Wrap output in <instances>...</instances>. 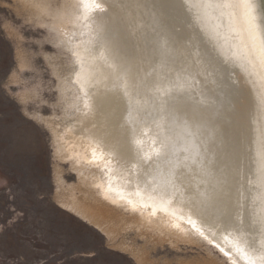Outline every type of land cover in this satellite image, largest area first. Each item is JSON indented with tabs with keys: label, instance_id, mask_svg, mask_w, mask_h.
<instances>
[{
	"label": "bare ground",
	"instance_id": "bare-ground-1",
	"mask_svg": "<svg viewBox=\"0 0 264 264\" xmlns=\"http://www.w3.org/2000/svg\"><path fill=\"white\" fill-rule=\"evenodd\" d=\"M167 3L159 18L153 6L150 17L139 9L145 28L134 13L137 0L90 6L84 29L91 45L81 31L66 47L78 65L85 60L70 78L93 114L65 131L92 147L87 154L106 172L98 181L102 196L146 220H167L186 237L203 236L232 264H264V46L246 23L244 0ZM181 90L193 98L186 106L187 96L174 103ZM233 176L240 193L226 205L214 188ZM74 206L102 224V210Z\"/></svg>",
	"mask_w": 264,
	"mask_h": 264
},
{
	"label": "rangeland",
	"instance_id": "rangeland-1",
	"mask_svg": "<svg viewBox=\"0 0 264 264\" xmlns=\"http://www.w3.org/2000/svg\"><path fill=\"white\" fill-rule=\"evenodd\" d=\"M146 4L135 6L141 27L153 15ZM83 13L82 0H0V264H232L214 244L102 196L106 172L87 154L91 146L73 137L69 153L65 127L93 114L70 78L85 60L78 65L66 47L81 31L91 45L84 25L92 18ZM74 204L102 210V224Z\"/></svg>",
	"mask_w": 264,
	"mask_h": 264
},
{
	"label": "snow or ice",
	"instance_id": "snow-or-ice-1",
	"mask_svg": "<svg viewBox=\"0 0 264 264\" xmlns=\"http://www.w3.org/2000/svg\"><path fill=\"white\" fill-rule=\"evenodd\" d=\"M103 0H82V6L85 9V19L88 18V12L90 11V6L95 4L97 7L102 6ZM153 8L155 10H158L159 16L166 13V10L169 8V4L167 3V0H153ZM246 11H245V18L246 23L249 25L250 30H261L264 32V28L261 27V25H264V14H261L259 17L256 13V0H244V3L242 5ZM178 35V41L182 42L185 38ZM198 63V61H197ZM186 64V61H185ZM209 69L213 68V61L211 58L207 61ZM188 90H181L180 97L174 101V103H179L180 99H183L184 96H187V99L184 101L185 106L187 103H189L192 99L191 96L187 95ZM169 94H171V89H168ZM164 103H167V101H164ZM87 107V104H86ZM160 143L162 145V152L168 147L167 143L164 140H160ZM207 151V149H205ZM96 159H103V156H95ZM208 175H211V173H207ZM219 183V189L214 188V191H217L218 196L224 199V202L226 205L228 203H231V193L235 191L236 193H240V187H239V180L233 176L231 179L224 177L223 179L218 181ZM238 203V202H237Z\"/></svg>",
	"mask_w": 264,
	"mask_h": 264
},
{
	"label": "water",
	"instance_id": "water-1",
	"mask_svg": "<svg viewBox=\"0 0 264 264\" xmlns=\"http://www.w3.org/2000/svg\"><path fill=\"white\" fill-rule=\"evenodd\" d=\"M256 13H257V16L259 17L261 14H264V0H256ZM262 28H264V25H261ZM147 31L148 30V27L146 28ZM257 32V38H258V41H256V44H259L260 46L263 45L264 46V32H262L261 30L257 29L256 30ZM263 53H264V50H263ZM163 86V85H161ZM190 94V91L187 92V95ZM190 96V95H189ZM185 97V96H184ZM192 97V96H191ZM193 99V98H192ZM77 215V214H76ZM194 230V229H193ZM206 239H204L203 236H201L198 241L196 243H199L201 245H205L206 244ZM211 244V243H210ZM212 246H214L213 244H211ZM215 247V246H214ZM218 250V249H217ZM220 253V252H219Z\"/></svg>",
	"mask_w": 264,
	"mask_h": 264
}]
</instances>
